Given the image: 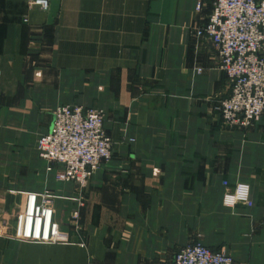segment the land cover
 Segmentation results:
<instances>
[{
	"label": "crops",
	"instance_id": "1",
	"mask_svg": "<svg viewBox=\"0 0 264 264\" xmlns=\"http://www.w3.org/2000/svg\"><path fill=\"white\" fill-rule=\"evenodd\" d=\"M27 1L0 0V264H170L197 241L264 264V115L227 128L213 110L226 76L189 36L211 0H60L52 23ZM60 105L105 112L113 156L84 192L37 153ZM224 181L252 204L225 206ZM29 193L50 196L66 242L18 238Z\"/></svg>",
	"mask_w": 264,
	"mask_h": 264
},
{
	"label": "built area",
	"instance_id": "2",
	"mask_svg": "<svg viewBox=\"0 0 264 264\" xmlns=\"http://www.w3.org/2000/svg\"><path fill=\"white\" fill-rule=\"evenodd\" d=\"M50 0H30L29 9L49 10ZM204 7L198 2L195 10ZM195 39L208 40L216 53L219 68L228 82V95L214 110L224 126L245 128L264 115V0H213L206 20L190 30ZM201 71L200 68L197 69ZM102 109L60 105L53 113L51 130L38 137V155L63 166L57 177L73 180L83 188L93 170L112 155V143L103 129ZM228 184V181H225ZM223 204L251 205L249 186L235 183L223 195ZM20 237L32 242L67 240L53 220V209L45 197L29 193ZM170 264H234L224 253L193 243L173 256Z\"/></svg>",
	"mask_w": 264,
	"mask_h": 264
},
{
	"label": "rangeland",
	"instance_id": "3",
	"mask_svg": "<svg viewBox=\"0 0 264 264\" xmlns=\"http://www.w3.org/2000/svg\"><path fill=\"white\" fill-rule=\"evenodd\" d=\"M29 1L30 0H28L27 1V8L29 9V7H28V4H29ZM212 1L213 0H211V1H209V4H205V3H203L202 1H198V2H202L203 3V5H204V7H209V11H210V9H211V4H212ZM197 2V3H198ZM29 10H32V9H29ZM209 13V12H208ZM26 20V19H25ZM193 29V28H192ZM189 36L190 37H192L191 35H190V33H189ZM217 58V57H216ZM217 61H218V59H217ZM218 66H219V64H218ZM198 69V68H197ZM225 74V73H224ZM226 76V75H225ZM226 81H227V78H226ZM227 84H228V82H227ZM228 89H229V86H228ZM225 98V97H224ZM223 99V98H222ZM220 100V99H219ZM81 107H83V108H86V107H84V106H81ZM93 108H96V107H93ZM213 110H214V106H213ZM103 111V110H102ZM215 111V110H214ZM104 112V111H103ZM216 112V111H215ZM105 113V112H104ZM217 113V112H216ZM218 114V113H217ZM219 115V114H218ZM220 116V115H219ZM104 117H105V114H104ZM221 117V116H220ZM222 120V119H221ZM52 122H53V120H52ZM226 127V126H225ZM51 128H52V125H51ZM227 128H229V127H227ZM233 128H237V127H233ZM103 129H104V122H103ZM51 130V129H50ZM49 130V131H50ZM48 131V132H49ZM47 132V133H48ZM104 132H105V134H106V131H105V129H104ZM46 134V133H45ZM43 135V134H42ZM107 135V134H106ZM108 136V135H107ZM40 137V136H39ZM109 137V136H108ZM38 139V138H37ZM37 139H36V141H37ZM109 139L111 140V138L109 137ZM111 143H112V155H111V157L108 159V160H110L111 158H112V156H113V142H112V140H111ZM36 144V143H35ZM38 153V152H37ZM37 155V154H36ZM39 156V155H38ZM40 157V156H39ZM41 158V157H40ZM42 159V158H41ZM44 160V159H43ZM108 160H103V161H101L100 163H99V165L93 170V172L91 173V175L89 176V178H88V180H87V183H86V185L83 187V188H79V186L76 184V182L75 181H73V180H63V179H59L58 177H57V175H58V173L63 169V166L62 165H60V164H58L57 162H48V163H54V164H56L57 166H59V169L57 170V172H56V174L54 175V177L56 178V179H58V180H62V181H68V182H72V183H74V185H75V187H76V189H77V191L78 192H84L85 190H86V188H87V186H88V183H89V180H90V178H91V176H92V174L94 173V171L102 164V163H104V162H106V161H108ZM46 161V160H45ZM19 166V169H15L14 168V170H12L11 171V177L12 178H14V177H17V176H25V174H26V172H27V170H29V171H33L34 172V174H35V176H38V165H18ZM52 166H55V165H49V167H52ZM44 167H45V170H47V166L46 165H44ZM223 185H224V187H225V190H227V189H232V188H234V185L235 184H231L230 185V183L228 182V184H225V181L223 182ZM36 195H37V197L39 198V199H41L42 197H45L47 200H48V202H49V204H50V206L52 207V204H51V200H50V196L49 195H46V194H43V195H38L37 193H35ZM224 195V194H223ZM222 202H223V198H222ZM83 203L81 202V199L79 200L78 199V201H77V205L80 207L81 205H82ZM237 205V204H236ZM52 209H53V207H52ZM78 219V211L76 212V211H73V213H72V215H71V217H70V220L71 221H76ZM53 220H54V218H53ZM55 221V220H54ZM56 222V221H55ZM57 224H58V226H59V229H60V231H61V228H60V225H59V223L58 222H56ZM72 223V222H71ZM75 226L77 227V224H75ZM62 232V231H61ZM21 233H22V231H21ZM21 233H20V235H21ZM66 236H67V234H66ZM18 238H20L21 240H23L20 236L18 237ZM67 240H68V237H67ZM67 240H65V241H60V243H64V242H66ZM23 241H26V240H23ZM28 242H32V241H28ZM49 243H52V242H49ZM57 243V242H56ZM195 243H200V244H202V245H204V246H206V247H208L211 251H213V252H217V253H224V254H226L227 256H229L231 259H232V261L234 262V264H237L236 263V261H235V259L232 257V255L229 253V252H227L223 247H220V248H217V249H213V248H210L209 246H207V245H205V244H203V243H201V242H195ZM191 244H193V243H191V242H188L187 244H185V245H183V246H181L176 252H178L179 250H181L182 248H184V247H186V246H188V245H191ZM175 252V253H176ZM174 253V254H175ZM174 256V255H173ZM173 259V258H172ZM172 261V260H171Z\"/></svg>",
	"mask_w": 264,
	"mask_h": 264
},
{
	"label": "water",
	"instance_id": "4",
	"mask_svg": "<svg viewBox=\"0 0 264 264\" xmlns=\"http://www.w3.org/2000/svg\"><path fill=\"white\" fill-rule=\"evenodd\" d=\"M59 1L60 0H50V6H49V10H48V17H47V21L48 23H52L57 11L59 9Z\"/></svg>",
	"mask_w": 264,
	"mask_h": 264
}]
</instances>
